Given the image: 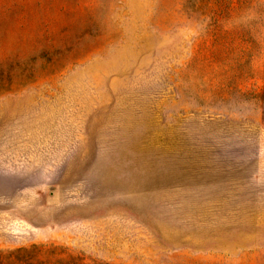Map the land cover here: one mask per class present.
Returning <instances> with one entry per match:
<instances>
[{"label": "rangeland", "instance_id": "374dc122", "mask_svg": "<svg viewBox=\"0 0 264 264\" xmlns=\"http://www.w3.org/2000/svg\"><path fill=\"white\" fill-rule=\"evenodd\" d=\"M264 0H0V251L18 264H264Z\"/></svg>", "mask_w": 264, "mask_h": 264}, {"label": "trees", "instance_id": "16d2710c", "mask_svg": "<svg viewBox=\"0 0 264 264\" xmlns=\"http://www.w3.org/2000/svg\"><path fill=\"white\" fill-rule=\"evenodd\" d=\"M262 99L264 100V93L262 95ZM25 251H28L26 248H18L14 251H0V264H18L17 263V258L14 259L12 258L11 256L13 254H19V253H22V252H25Z\"/></svg>", "mask_w": 264, "mask_h": 264}]
</instances>
